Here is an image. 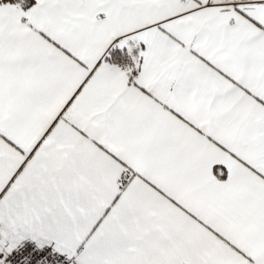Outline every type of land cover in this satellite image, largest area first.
Listing matches in <instances>:
<instances>
[{
  "label": "snow or ice",
  "instance_id": "6c2138e0",
  "mask_svg": "<svg viewBox=\"0 0 264 264\" xmlns=\"http://www.w3.org/2000/svg\"><path fill=\"white\" fill-rule=\"evenodd\" d=\"M0 264H264V0H0Z\"/></svg>",
  "mask_w": 264,
  "mask_h": 264
}]
</instances>
